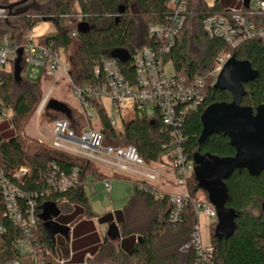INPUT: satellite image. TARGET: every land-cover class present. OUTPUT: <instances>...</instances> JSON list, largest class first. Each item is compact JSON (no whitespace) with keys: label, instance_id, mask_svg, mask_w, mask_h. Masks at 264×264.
<instances>
[{"label":"trees","instance_id":"trees-1","mask_svg":"<svg viewBox=\"0 0 264 264\" xmlns=\"http://www.w3.org/2000/svg\"><path fill=\"white\" fill-rule=\"evenodd\" d=\"M253 1V0H251ZM259 1V0H254ZM264 1V0H263ZM169 0H0V5L8 8L9 18L0 19V39L10 35L16 44H24L32 30L43 22H51L55 31L42 36L40 43L63 52L67 70L75 84L97 83L94 70L101 66L102 58H110L114 49H125L133 55L145 46H154L157 41L148 32L150 24L165 22L170 11ZM123 7V11L120 8ZM224 6H208L207 0H189L186 20L179 32L176 43L166 61H171L177 75L189 80L202 77L205 80L203 104L187 114L181 132L185 136L184 153L195 167L193 156L196 152L219 157L235 155V148L223 133L213 134L200 144L202 131L201 115L213 103L231 102L232 93L220 90L212 84L213 72L220 55L229 53L238 60H248L258 71V77L244 84L245 95L242 105L256 110L264 104V40L255 37L240 42L235 47L223 38L210 37L205 30L207 18L222 14ZM241 12L249 16L257 27L264 25V11H255L250 6L241 7ZM76 33V35H74ZM131 62V61H130ZM130 62H121L126 76L132 74ZM15 74L16 63L10 73L3 75L0 95L7 109L11 110L9 122L2 126L0 136V166L10 177L20 166L28 168V173L17 184L28 192H46L39 198L38 210L41 214L37 237L49 251L48 264L58 262L56 243L49 237L42 218L43 206L51 202L63 210L65 206L78 205L89 217L91 212L86 184L112 179H131L128 175L114 172L108 176L91 160L45 145L38 141L24 139L21 130L37 109L43 97L40 80L30 81ZM98 113L101 119L99 129L104 134V142L114 145H133L146 162H164L167 154L163 145L170 143V136L158 115H135L125 122V132L111 126L102 105ZM42 118L49 122L67 119L71 128L80 133L85 125L81 114L68 103L50 99L42 112ZM10 122L12 129L10 131ZM14 131V132H13ZM15 133V134H14ZM52 164L61 172L79 170V184L67 191H51L49 177ZM228 192L226 207L237 213L236 230L228 238H218L211 232L214 252L210 264H264V170L251 176L247 170H235L225 180ZM133 181V194L127 199L119 221L121 244L105 238L88 264H198L194 248L183 251L190 241L199 217L194 209L197 193L202 192L205 200L208 194L199 187L194 170L186 178L189 199L176 221L171 219L173 205L170 193L160 192L153 184L141 186ZM48 192V193H47ZM0 222L7 226V232L0 236V262L15 257L14 241L22 236V231L13 226L0 205ZM217 225V222H216ZM142 237V241H138ZM133 245L125 250V241ZM61 256L68 257L65 244L59 246Z\"/></svg>","mask_w":264,"mask_h":264},{"label":"built area","instance_id":"built-area-1","mask_svg":"<svg viewBox=\"0 0 264 264\" xmlns=\"http://www.w3.org/2000/svg\"><path fill=\"white\" fill-rule=\"evenodd\" d=\"M241 1L244 5V0ZM188 2L189 0H169L168 19L163 23L149 25V35L155 38L157 43L154 46L139 48L130 55L128 62L131 61L133 71L129 77L124 73L118 59L102 58L101 66H97L94 70L95 76L98 77V82L94 84H75L68 74L67 63L62 60L61 52L52 46L35 42L32 32L24 44H16L8 34L0 39V85L3 82V75L13 70L19 57V50H22L21 64L24 65L22 69L24 78L28 79L25 76L28 73L33 81L40 80L42 83L45 77L53 76L56 83L61 76H68L72 93L78 101V111L85 125L80 133H76L71 128L69 120H54L51 123L52 142L50 144L53 148L84 157L94 163L101 162L117 168L124 175L135 174L139 176L135 180L141 184H151V181L158 179L161 169L151 168L133 145L106 144L104 134L99 129L101 119L98 108L99 105L104 107L111 126L120 129L122 133L125 132L124 124L129 118L137 114L158 115L171 138L169 144L163 145L167 151L165 156L168 158V165L174 169L179 187L184 189L177 193H170L173 221L179 218L184 204L189 199L186 178L194 170L192 162L184 153L185 136L181 132V126L187 114L197 110L205 100V80L202 77L189 80L185 76L177 75L172 62L165 59L175 46L176 38L183 28ZM219 2L220 0H211L207 4L213 7L219 5ZM255 2L256 6L250 7L255 11H264V1ZM242 5L224 7L222 14L207 18L204 26L209 36L223 38L233 47L250 38L259 37L264 40V25L257 27L249 16L241 12ZM7 18H9L8 8L0 5V19ZM231 57L229 53L219 56L213 72V85ZM168 64L173 67V72L170 74L166 71ZM54 85L49 87L39 104L37 109L39 115L52 98ZM6 110L0 95V136L4 132L3 124L10 120ZM9 125L12 129L11 122ZM27 173L28 168L20 166L10 177L0 166V205L8 221L22 231V236L15 239L13 243L15 257L2 261L0 264H48L49 251L36 234L41 220L38 210L39 198L46 192L23 190L17 184V180ZM49 184L50 192L67 191L79 184V170L73 168L69 173H65L52 164ZM104 185L109 191V181H104ZM194 209L198 217L204 214L208 218L210 226L217 222L216 210L205 198H197L194 201ZM6 232L7 226L0 222V236H4ZM189 248L196 250L198 264L211 263L214 246L211 240L208 245H203L199 222L194 226L191 239L182 250L186 251ZM58 262L68 264V260L60 255Z\"/></svg>","mask_w":264,"mask_h":264},{"label":"water","instance_id":"water-1","mask_svg":"<svg viewBox=\"0 0 264 264\" xmlns=\"http://www.w3.org/2000/svg\"><path fill=\"white\" fill-rule=\"evenodd\" d=\"M27 0H22L25 2ZM251 0H244V6L248 8ZM123 11V7L120 8ZM21 53L16 60L15 74L19 78L21 73ZM111 57L120 62H128L130 52L125 49H114ZM258 71L248 60H238L232 56L224 65L218 75L214 87L220 90H228L232 93L231 102H217L210 104L201 115L202 131L199 143H204L213 134L223 133L235 148V155L219 157L211 154L196 152L193 156L194 172L199 187L208 194L210 203L217 213V225L215 235L218 238H228L236 230L237 213L226 207L228 200V179L235 170L245 169L251 176L257 177L264 170V104L254 110L251 106L242 105L245 95L244 84L255 80ZM264 213V202L262 203ZM61 210L56 204L48 202L43 206L42 218L49 237L54 241L56 233L68 234L70 227L63 226L54 221ZM112 240L116 241L122 236L119 226H111ZM142 241V237H138Z\"/></svg>","mask_w":264,"mask_h":264},{"label":"rangeland","instance_id":"rangeland-1","mask_svg":"<svg viewBox=\"0 0 264 264\" xmlns=\"http://www.w3.org/2000/svg\"><path fill=\"white\" fill-rule=\"evenodd\" d=\"M16 1L17 0H10V3H13ZM208 1H211V0H207V2ZM219 5L224 6V7H229V8L234 7V6L239 7L242 5V1L241 0H220ZM250 6L254 8L256 6V2L254 0L251 1ZM54 28L55 27L51 22H43V23H40L38 26H36L32 30L31 34L35 36L34 38L35 42L40 43V38L36 37L39 31H48ZM49 34H52V33L47 32L44 36L49 35ZM61 54H62L61 56L62 60L66 63L67 59L64 53L61 52ZM166 71L169 74L173 72V67L171 64L166 65ZM25 76L29 80L33 81V78L28 73ZM54 83H55V77L53 76L45 77L42 80V92H43L42 99L44 98V95L48 92L49 87L54 85ZM51 99H56V100H60L62 102L68 103L69 105L74 107L76 110H78V101L76 97L74 96V94L72 93L71 84L69 82L68 76L63 75L56 81L54 85V93ZM37 109L32 114L30 119L24 124L23 129L21 130L20 134L24 139L31 140V141H38L45 145L51 146L50 145L52 142L51 122L42 118L41 115L43 111L39 115V113L37 112ZM5 112L7 113L8 116L11 115L10 109H7ZM167 161H168V158L165 156L164 162H155V161L148 162L151 168L161 169L158 179L156 181H151V184L154 183L155 184V185L153 184L154 187L158 189L160 192L166 191L169 193H177V192L183 191L184 189L182 187H179L178 185V178H177V175L174 169L170 167V165H168ZM95 164L99 167V169L103 173H105L108 176L114 175V172L120 173V171H118L117 168L108 166L101 162H95ZM128 175L131 179H112L111 180V185H112V193H111V201H110L111 204L110 203L105 204L99 201L98 198L94 196L91 198L90 206H91V209L94 215L95 214L101 215L106 211V209H115V210L123 209L124 204L126 203V198L130 197L133 194V191H134L133 181L139 177L132 173H128ZM96 184H99V183H96ZM87 190L90 191V187H87ZM197 198L204 199L205 195L202 192H199L197 193ZM64 211H67V208H64ZM199 225H200V232L202 236L203 245H208L211 240V232H214L216 222L210 226L208 224V218L204 214H200L199 215ZM59 246H58V249L59 251H61Z\"/></svg>","mask_w":264,"mask_h":264},{"label":"crops","instance_id":"crops-1","mask_svg":"<svg viewBox=\"0 0 264 264\" xmlns=\"http://www.w3.org/2000/svg\"><path fill=\"white\" fill-rule=\"evenodd\" d=\"M54 31L55 28L48 31H39L36 36L41 38L47 32L54 33ZM97 183L99 184L92 183L86 184L85 186V190L89 195V201H91V198L94 196L97 197L99 201L109 204L112 193L111 180L109 181V191L105 189L104 181ZM87 187H90V191L87 190ZM164 192L169 193L166 191ZM128 198H126V201ZM65 208H67V211H64V209L61 210L60 215L55 217L54 221L63 226H69L70 230L68 234H62L59 232L55 234L54 242L56 243V250L61 256L58 246L60 243L65 244L68 251V257L65 259L68 260V264H88V260L94 257L104 239L112 238L110 232L111 226L113 224L119 226L122 209H106L101 215L95 214L89 217V215L84 214V208L78 205L65 206ZM90 210L93 213L92 209ZM116 241L121 244L123 237ZM132 245V240H126L124 249L128 250Z\"/></svg>","mask_w":264,"mask_h":264}]
</instances>
